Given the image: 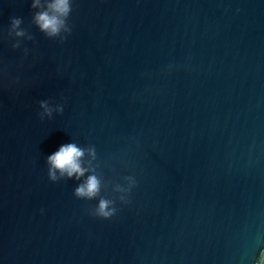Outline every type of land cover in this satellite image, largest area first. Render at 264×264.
Listing matches in <instances>:
<instances>
[{"label":"water","instance_id":"water-1","mask_svg":"<svg viewBox=\"0 0 264 264\" xmlns=\"http://www.w3.org/2000/svg\"><path fill=\"white\" fill-rule=\"evenodd\" d=\"M48 2L0 0V264H260L264 0H70L55 36Z\"/></svg>","mask_w":264,"mask_h":264},{"label":"clouds","instance_id":"clouds-1","mask_svg":"<svg viewBox=\"0 0 264 264\" xmlns=\"http://www.w3.org/2000/svg\"><path fill=\"white\" fill-rule=\"evenodd\" d=\"M41 0H33L32 7L39 8ZM71 11L70 0H49L46 10L37 12L34 19L40 29L49 36H55L60 33L64 27L65 18ZM20 21L13 20V27H17ZM17 35H23L17 32ZM42 106H44L42 104ZM85 150L75 143L61 144L56 151L48 155L47 162L50 166V177L55 180L56 172L60 175H67L69 178L76 176L77 179L84 176L89 171L82 164V157ZM100 181L95 175H89L87 179L76 189V195L80 197L92 198L99 191ZM109 201L101 200L98 207V213L104 218H108L112 213L107 210ZM260 264H264V253H262Z\"/></svg>","mask_w":264,"mask_h":264}]
</instances>
